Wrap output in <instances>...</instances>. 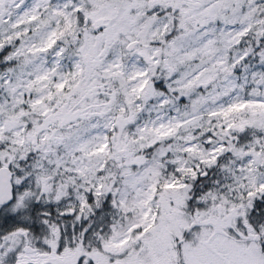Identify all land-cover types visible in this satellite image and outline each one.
Listing matches in <instances>:
<instances>
[{
	"label": "snow or ice",
	"instance_id": "1",
	"mask_svg": "<svg viewBox=\"0 0 264 264\" xmlns=\"http://www.w3.org/2000/svg\"><path fill=\"white\" fill-rule=\"evenodd\" d=\"M0 264H264V0H0Z\"/></svg>",
	"mask_w": 264,
	"mask_h": 264
}]
</instances>
